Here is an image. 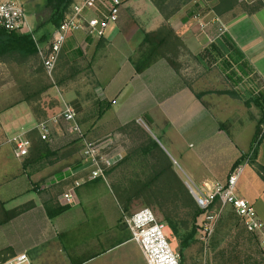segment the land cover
I'll list each match as a JSON object with an SVG mask.
<instances>
[{"label": "crops", "instance_id": "crops-1", "mask_svg": "<svg viewBox=\"0 0 264 264\" xmlns=\"http://www.w3.org/2000/svg\"><path fill=\"white\" fill-rule=\"evenodd\" d=\"M134 1L135 7H140L134 14L135 31L127 33L123 29L124 18L120 17L103 39L112 43L121 38V42L126 41L129 54H121L118 49V56L113 57L119 60L117 74L104 78L109 81L99 99L115 101L112 111L121 126L130 122L146 126L141 125L172 161L188 190L190 183L204 190L207 185L223 182L236 162L254 157L251 146L262 112L256 98L264 97V0L237 3L220 16L214 11L216 0H168L167 21L151 0H131L129 4ZM197 13L207 21L220 19L227 30L224 37L218 39L215 25L200 29L194 21ZM164 25L182 42L175 52L177 58L174 57L180 65L179 72L161 59L144 74H137L130 54L138 50L145 33ZM84 35L71 36L63 49L62 58L72 65L77 61L75 50L79 49L75 38ZM134 37L137 42L132 46ZM230 44L237 50L233 58ZM134 55L139 56V52ZM34 66L30 65V72H34ZM198 93L206 94L199 99ZM18 98L15 77L0 70V171L9 168L10 163L13 168L12 140L38 126L33 106L21 103L7 108ZM72 103L86 108L80 97ZM65 126H56L52 132L53 151L75 139ZM69 136L71 141L65 140ZM144 143L141 138L133 145L122 141L114 155L109 156L114 163L108 174L111 184L100 179L86 181L75 190L71 204L64 195L74 183L87 179L91 173L87 169L91 167L89 163L62 154L29 164L25 160L19 164L15 159L20 165L19 176L0 182V198L7 204L20 199L27 209L4 225L5 242L0 251L12 250L13 256L27 254L32 264H147L124 223L127 213L115 194V189L126 187L132 176L144 181L151 175L153 149L138 152ZM256 157V162L264 167V139ZM246 165L251 171L246 174L247 167V176H242L238 196L253 205L263 231H247L230 206L226 211H232L240 225L232 227L231 214L220 222L231 225L235 233L231 243L232 254L237 256L235 264H264V181L254 164ZM47 208L65 210L51 218ZM138 208L141 207H133L132 213ZM220 222L213 236L215 241L221 233ZM222 241L223 236L215 244L216 253L226 250ZM244 245L248 253L245 262L241 257Z\"/></svg>", "mask_w": 264, "mask_h": 264}, {"label": "trees", "instance_id": "trees-1", "mask_svg": "<svg viewBox=\"0 0 264 264\" xmlns=\"http://www.w3.org/2000/svg\"><path fill=\"white\" fill-rule=\"evenodd\" d=\"M76 1L77 0H29L27 2L26 10L28 13H31L36 20L34 34L39 36L41 45L47 46L50 43L52 39L50 32L51 27L55 29V31L60 28L63 21L71 13L72 6ZM151 1L159 11L164 14L167 21L170 17L166 13V9H168V0ZM236 4L237 2L235 0H216L214 11L216 15L220 16L234 9ZM179 46H182L181 40L167 25L153 32L145 33L142 44L140 45L139 56L132 60L136 73L139 75L144 74L159 58L165 59L175 71L179 72L180 65L175 62L177 58L175 52L178 51ZM230 47L233 50L232 55L230 54V58H233V55L237 54V50L233 48L231 44ZM207 53H209V51L205 52L206 55ZM205 54L203 56H205ZM40 58L32 35L9 32L0 28V66L2 67L0 70L10 72L15 77L19 92L18 100L15 103L9 104L7 107L8 109L18 104L26 103L33 106L34 113H36L37 116H46V113L44 114V112L41 111L40 103L44 94H46L52 86L45 81L44 77L47 74L43 61L40 62ZM36 61L39 62L36 72H30V65L34 64ZM205 94L206 93H198L196 96L201 99ZM256 102L262 109L264 106V97L256 98ZM74 106L78 114H83L81 119L78 117V121L82 128H85L84 130L87 135L111 107L105 99H101L100 102H97L89 113L83 111L79 104H74ZM138 131L142 134L141 139H145L146 142L138 149V152L142 154L146 150H149V148L153 149L151 153L154 161L151 165V175L144 181L141 180L142 178H135L132 176L128 179V185L126 187L115 189V194L128 215L132 214L133 207L139 205L152 208L157 212L161 216L162 222L166 224L171 232L172 237L180 242V256H183V252L191 248L197 241V222L203 214V211L198 207L194 197L176 173L172 161L165 155L148 133L140 128ZM259 133L260 128L258 125L251 146L254 158L264 139L259 140ZM28 136L31 142V148L29 150V155L25 159L26 164L39 162L44 160L46 156L50 157L60 154L63 156H71L73 153L72 147L80 144V140L75 137V140L70 144L65 147H60L57 151H53L50 142L43 140L36 129L32 130ZM134 154L135 152L132 153V159ZM239 163H242V160L236 162L234 166ZM257 168L264 181V167L259 165ZM109 172L110 170L107 171L108 174ZM5 204V202L0 201V227L7 225L27 209V207H18L9 210L6 209ZM64 210L65 208L56 210L47 208L48 215L51 218ZM13 257L9 249L0 251L1 262H6ZM182 259L181 257V260Z\"/></svg>", "mask_w": 264, "mask_h": 264}, {"label": "built area", "instance_id": "built-area-1", "mask_svg": "<svg viewBox=\"0 0 264 264\" xmlns=\"http://www.w3.org/2000/svg\"><path fill=\"white\" fill-rule=\"evenodd\" d=\"M235 1L240 4H252L254 2V0ZM121 6V0H77L72 6L71 13L54 33L50 43L43 46L36 38L34 28L27 21L24 5L19 0H0V28L9 32L32 35L47 77L53 81L68 39L78 33L88 34L94 39H104L107 30L119 22ZM194 21L203 31L213 25L217 26L218 39L224 37L227 32L225 25L218 18L207 21L202 17V14L197 13L194 15ZM61 124H66L70 133L80 140L83 155L92 167L87 179L76 182L64 195L67 203L71 204L75 190L84 182L100 179L107 183V171L111 169L114 163L102 156L101 146L97 142L87 138L78 121L77 111L71 104L65 103L63 113L38 126L42 139L47 141L51 132L50 128ZM259 128V140H261L264 138V106ZM12 143L15 144L16 158L24 159L29 155L31 142L27 137L18 136L12 140ZM246 163H239L234 166L224 182L212 186L207 185L204 190L189 186L191 195L203 211L200 216L198 239L206 246L211 243L215 233V224L220 216L215 210L217 207L220 209L232 207L249 232L263 231V225L259 221L253 205L248 200L238 196V185L244 175ZM124 223L131 232L132 240L141 248L147 264H182L181 256L171 247L166 224L158 218L152 208L144 207L130 215L124 214ZM0 264H32V262L27 254H20L6 262L0 261Z\"/></svg>", "mask_w": 264, "mask_h": 264}, {"label": "rangeland", "instance_id": "rangeland-1", "mask_svg": "<svg viewBox=\"0 0 264 264\" xmlns=\"http://www.w3.org/2000/svg\"><path fill=\"white\" fill-rule=\"evenodd\" d=\"M28 1L29 0H19V2L24 5L25 10L27 9ZM130 1L131 0H121L122 6H121L120 17L124 18L123 24H125V27L123 29L127 33H129L130 31H132L131 33H133L135 31L134 14L137 12V10L140 9V7L138 8L135 7V1L129 4ZM26 14H27V21L29 25L35 28L36 20L34 16L31 13H28L27 10H26ZM121 18H119V20H121ZM50 32L53 38V35L56 32L55 29L51 27ZM126 32H123V33L126 35ZM131 33H130V36H132ZM127 36L129 35L127 34ZM36 38L39 41V36L36 35ZM134 38L135 40L132 42V46H134L135 43L137 42L136 41L137 38L136 37ZM75 39L79 43V49H77V51L75 50V52L77 53L75 55V58L77 60L76 63L72 65L70 62H67L65 59H63L61 55V61L58 66V70L56 71L54 80L52 81L51 79H49L47 75L44 77L46 83L51 85L52 88L46 94H44L42 101L40 103L41 111L44 112V114L46 113V116L38 115V118H39L38 126L41 123L49 121L52 117L63 113L65 103L71 104L75 108L72 101L76 100L77 97H80L81 101L86 104V108L84 109L81 106V109L89 113V111L95 106L94 102L96 101L100 102L101 100L99 98L102 96L104 87L109 81V80H106L107 81L106 82L104 78H106L107 76L110 77V76H113L114 74H117V68H118L117 62L119 60L113 57L118 56L119 54L118 49L121 50V54L128 53V50L126 48L127 47L126 41L124 43L121 42V38L117 39L116 42L113 41L112 43L106 42L103 39L96 40L94 38L89 37L88 34L84 36H77ZM124 40L126 39L124 38ZM114 43L115 45H113ZM137 52H140V46L138 50L134 52V54ZM134 54L133 55L130 54L129 59H130L131 64H132V60L138 57ZM161 59L162 58H159L158 60H161ZM41 61L42 60L40 58V62ZM34 64H35L34 72H36L38 68L37 66H39V62L36 61L34 62ZM0 68L2 67L0 66ZM106 101L111 105L110 109L107 110L103 118L94 126L91 132L89 131L90 133L88 132L89 133L88 135L86 134V136L89 140L93 142H97L101 146L102 156H104L106 159H110L109 156L112 157L114 155L115 153L114 149L117 150L119 146L122 144V141H128L129 143L133 145L136 139L142 138V134L140 131H138V129L140 128L141 130H144L145 132L146 130L144 129V127L141 126V125L143 126L145 125L140 122L139 123L135 122V124L134 122H130L127 125L121 126L119 119L116 117L114 111H112V105L115 103V101H112V102L108 100ZM78 117L81 119L83 117V114H78ZM38 126L36 127L37 128L36 130L40 134V130ZM65 127L67 131H69V127L68 128L67 126ZM54 128H55L54 126L50 128L51 132H50L49 139L47 140L49 142L51 140V136H52V132ZM29 133H24L25 134L24 136L28 138ZM66 136L67 135L65 133V137ZM71 138L72 137L69 136L65 140L70 139L71 141ZM58 149H56L55 151H57ZM72 149H73L72 150L73 153L71 154L72 158H80L81 160L80 162L84 164L88 163L87 159L83 155V147L81 143L78 146L72 147ZM13 153L15 156L14 149H13ZM11 158L14 162L13 168L10 163L9 168L0 171V182L2 183H5L7 182V180H10V178H12V175L16 177L19 176V173H20L19 164L20 162L22 164L24 160L26 159V158L18 159L15 157V159L19 161V164H17L14 157H11ZM253 158L254 157H252L251 159L249 156H247V158L245 159L247 161H244L242 163L247 162L248 164L250 163L251 165L254 164L255 168L258 169L257 167L260 164L256 162L257 157H255V161H253ZM247 167L248 166L246 165L245 171ZM250 168L251 167H248L246 174L251 171ZM87 169L89 171H92L91 167H88ZM246 174L245 176H247ZM106 184H111V180L109 176H108V182ZM190 185L193 186V184L191 183ZM0 201L5 202L1 198H0ZM5 203H6L5 204L6 209H9V210L15 207L25 208L24 206H22L21 204L22 200L20 199L19 201L18 200L12 201L8 204L7 202ZM137 207H141L138 209L144 208L143 206H140V205ZM226 209L227 207L223 209H220L217 207L215 209L217 213H219L220 215L215 224V233L217 230V226H219L218 225L219 222L221 221L222 218H224V216L228 217L231 214L232 217L234 218V213L232 211H226ZM156 214L158 218L162 221L161 216L157 212ZM237 221L238 220L235 217L234 225H232V227L236 228L237 225H240V222L238 223ZM199 223H200V218L198 219V222H197V237H196L197 241L195 244H193L191 248L183 252V256H181L183 258L182 263L183 264H235L237 256L232 254V249H231L232 248L231 243L233 242V236L235 233L231 231V225H228V224L222 225L220 222V232L222 233V235L220 233V235L217 237V241L213 240L214 238H212L210 245L206 246L198 239V233H199V228H200ZM5 227L6 226L0 227V246H2L5 242L4 235H3L4 234L3 230ZM215 233H214V236H215ZM222 236L224 237V241L222 242L224 244L226 243L225 245H227L226 250L216 253L217 251L214 249L215 244L218 245L219 240ZM168 238H169L172 249L180 255V251H179L180 242L172 237L169 229H168ZM241 252H242V255H241L242 260L245 262L247 260V255H248L246 245L243 246V249L241 250Z\"/></svg>", "mask_w": 264, "mask_h": 264}]
</instances>
